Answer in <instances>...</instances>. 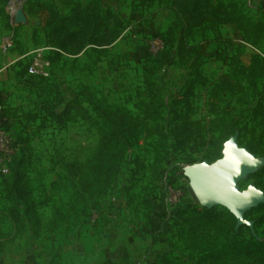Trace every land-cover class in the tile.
Listing matches in <instances>:
<instances>
[{
    "label": "rangeland",
    "instance_id": "374dc122",
    "mask_svg": "<svg viewBox=\"0 0 264 264\" xmlns=\"http://www.w3.org/2000/svg\"><path fill=\"white\" fill-rule=\"evenodd\" d=\"M4 1L0 0V6ZM14 1L19 3L21 0ZM25 1L22 9L26 22L18 24L13 45L5 55L0 48V62L6 64L0 73V122L11 136L14 151L22 149L23 172L40 224L47 221L53 206L64 207L68 202L71 190L64 162L84 161L98 140L97 129L73 111L61 123L47 115L43 106L53 96L50 90L54 80L58 83L63 104H81L92 113L78 95L80 86L85 85L110 104L137 112V104L145 99L144 62L157 55L165 63L154 75L164 104L158 113V129L154 136H147L140 129L130 132V146L120 166L111 172V186L104 197L92 198L87 215L73 217L53 232L33 226L26 217L24 231L14 235L4 192L7 176L0 174V264L200 261L199 254L186 248V225L180 216L183 205L178 203L189 200L200 205L181 172L195 163L215 162L222 155L224 142L233 135H237L239 146L244 147L254 124L251 120L255 101L252 88L243 94H220L211 104L207 100L208 89L221 74L229 71L226 42L220 41L211 31L193 32L191 41L202 54L205 85L195 84L193 94L185 98L192 71L188 66L178 64L176 48L164 47L162 43L174 18L170 0L156 1L150 6L142 5L138 0ZM30 1L33 6L27 11ZM205 1L231 13L241 11L253 20L264 19V0ZM76 2L94 4L102 15L110 12L122 28L119 37L106 47L98 46L90 42L87 27L73 26L71 29L84 38L82 51L77 55L59 51L54 33L48 26L50 13L54 8L58 15H66ZM226 31L227 28H221V33ZM93 32L98 34L95 29ZM9 33L7 20H0V45ZM40 47L45 49L49 61L50 75L45 78L27 73L31 52ZM257 47L264 53L263 40ZM243 50L242 60L247 64L256 50L250 45H245ZM263 82V78L258 79V86L261 87ZM187 109L194 119L222 116L226 126H233L234 133L230 135L215 133V145L222 148L218 158L206 157L215 151V145L206 137L182 141L178 134L179 115ZM261 179L264 181V175ZM254 180L250 175L242 178L238 182L239 189L244 190L249 185L259 188ZM111 197L115 200L110 201ZM252 233L264 241L263 225L253 226ZM243 237H250L247 230Z\"/></svg>",
    "mask_w": 264,
    "mask_h": 264
},
{
    "label": "trees",
    "instance_id": "16d2710c",
    "mask_svg": "<svg viewBox=\"0 0 264 264\" xmlns=\"http://www.w3.org/2000/svg\"><path fill=\"white\" fill-rule=\"evenodd\" d=\"M138 1L150 6L160 0ZM8 2L9 0H5L4 5L0 6V20H7L8 29L13 30L15 35L19 25L12 26L10 23V15L6 10ZM32 6L33 3L28 2L26 10L30 11ZM170 7L174 18L164 33L162 43L164 47L176 48L178 64L188 66L192 71V79L184 97L188 98L193 94L195 84L205 85L201 69L202 54L199 47L192 43L191 36L195 30L202 33L211 31L220 41L226 42L229 48V71L221 74L217 82L208 89L207 100L211 104L212 99L220 94H243L246 89L252 88L255 101L251 108V120L254 124L243 146L252 154L264 155V82L261 87L257 84L258 79H264V53L257 47L260 41H264V19L253 20L241 11L231 13L205 0H170ZM48 26L54 33L59 51L67 55H77L84 47V38L71 29L73 26L87 27L90 42L104 47L112 44L122 31L110 12L102 15L94 4L82 5L78 2L73 4L68 14L62 16L52 8ZM223 27L227 28L225 33H221ZM245 45L256 50L247 64L242 60ZM164 64L163 58L157 55L145 60L142 68L145 99L137 104V112L110 104L85 85L80 86L78 95L87 103L92 113L81 104H63L58 83L53 81L50 90L53 96L43 106L47 115L61 123L73 111L97 129L98 140L84 161L64 162L71 190L68 202L64 207L53 206L44 224H40L28 180L23 172L25 160L22 149L14 151L4 180L5 197L9 203L7 215L14 235L24 231L26 219L35 227L53 232L66 225L71 218L87 215L92 198L104 197L111 186V172L120 166L130 146V132L140 129L147 136H154L157 132V117L164 103L161 88L155 82L154 75ZM59 107L62 108L58 111ZM179 120L178 134L186 142L206 137L215 145V133H234L233 126H226L222 116L194 119L187 109L179 115ZM221 149L215 145V151L206 157L218 158ZM263 175L264 167L250 176L255 178V184L264 191V181L261 179ZM180 204L183 205L180 216L186 225V248L199 254L200 261L186 263L176 260L174 264H264V241L257 239L246 225L236 228V219L227 208H205L194 205L189 200H181L178 205ZM244 216L246 219L253 216L249 218L253 221V226H264V203L246 211ZM244 230L250 234L248 239L243 237Z\"/></svg>",
    "mask_w": 264,
    "mask_h": 264
},
{
    "label": "water",
    "instance_id": "95a60500",
    "mask_svg": "<svg viewBox=\"0 0 264 264\" xmlns=\"http://www.w3.org/2000/svg\"><path fill=\"white\" fill-rule=\"evenodd\" d=\"M18 24L26 22L22 6L15 13ZM264 166V156L257 157L240 147L237 135L223 144L222 155L215 162L206 161L186 166L184 176L200 206L227 208L236 219V228L248 226L253 231V221L245 218L246 211L264 203V191L253 185L239 189L238 182L256 173Z\"/></svg>",
    "mask_w": 264,
    "mask_h": 264
},
{
    "label": "built area",
    "instance_id": "2783aa9c",
    "mask_svg": "<svg viewBox=\"0 0 264 264\" xmlns=\"http://www.w3.org/2000/svg\"><path fill=\"white\" fill-rule=\"evenodd\" d=\"M24 0L16 3L14 0H9L6 10L10 15V23L12 26L18 25L15 21V13L18 7L22 6ZM14 33H11L3 37L1 41V52L6 54L13 45ZM44 48H36L31 52L29 57V63L27 65V73L36 77H48L49 76V61L44 53ZM6 68L4 62H0V73ZM14 154L13 142L8 130L2 126L0 122V174L6 175L8 173V164L12 155ZM115 197H111L110 201H114Z\"/></svg>",
    "mask_w": 264,
    "mask_h": 264
}]
</instances>
